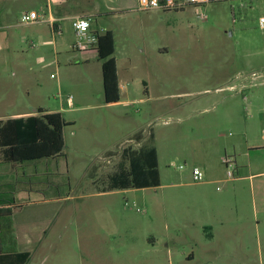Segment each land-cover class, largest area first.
I'll use <instances>...</instances> for the list:
<instances>
[{"label":"rangeland","instance_id":"rangeland-1","mask_svg":"<svg viewBox=\"0 0 264 264\" xmlns=\"http://www.w3.org/2000/svg\"><path fill=\"white\" fill-rule=\"evenodd\" d=\"M82 3L105 10L135 1ZM27 5L0 0V21L16 22V11ZM132 7L117 19L111 13L94 20L95 27L115 32L124 99L135 100L129 105L105 106L99 64L68 69L60 58L58 67L52 46L34 74L15 75L13 58L1 72L0 116L34 105L57 108L58 98L69 96L83 107L66 113L76 120V134L66 130L65 157L52 166L54 187L17 195L16 216L47 214L44 243L30 264H186L179 251H187L189 235L201 230L186 222L180 197L190 191L167 184L180 183L214 149L239 166L235 185H214L216 195L229 189L223 203L230 219L217 236L226 255L214 264H264V0H211L205 20L191 6L143 12ZM140 131L143 143L158 150L162 185L110 191L122 150L141 146L132 138ZM1 169L7 176L15 171Z\"/></svg>","mask_w":264,"mask_h":264},{"label":"crops","instance_id":"crops-1","mask_svg":"<svg viewBox=\"0 0 264 264\" xmlns=\"http://www.w3.org/2000/svg\"><path fill=\"white\" fill-rule=\"evenodd\" d=\"M21 1L28 2V5L24 6L22 9L19 8L16 11L18 16L16 22L13 23L12 19H8L7 17L3 21H0V81L2 79L1 72L6 69L7 63H9L12 58L14 61L13 67L15 70V75L17 73L23 72H25L29 76L34 74L35 65L45 63L46 55L44 53L46 52V48L52 46L54 48L55 55L54 62L58 64V67H60V60H63V58L65 68L68 69L77 67L80 65V63L89 65L92 62H95L99 64V74L101 73L103 82L102 64L98 59L97 51L89 50L82 52L76 51L74 49L76 37L72 26L73 18L76 16H90L92 18V29L94 31H96L97 33H102L110 30L114 33L115 38V32L111 27H100L98 25L97 27H95V18L97 16H100V18H110L109 16H106V14L112 13V18L117 19L119 17L118 13L123 12L124 10H128L131 6H133L130 9L131 12L137 11V0H132L135 1V4H118V7H105V10H101L99 7L92 6L90 4H83L82 2L85 0H7V4H16ZM70 2H75L76 4H69ZM31 11L45 14L47 20L45 22L34 24L22 23L21 16L25 12ZM4 14L9 16L11 13H9L7 9L5 10ZM122 16L123 15H120V17ZM19 27H22V29L20 30ZM70 28H72L73 32H71L73 34L69 43H67V38L65 36L66 32ZM10 30H14V32L10 33ZM8 44L10 45V47L11 45L13 46V50H17L16 53H10L11 49ZM33 44H35V47L33 46ZM116 62L121 89V100L116 103L107 104L105 103V97L103 95L105 106L112 107L119 104L129 105L135 102V100H131L130 98H128L127 100L124 99L126 92H124V86L122 85L117 59ZM50 63L52 62H49L48 65H50ZM52 75L54 74H51V78L54 79L55 77H52ZM60 84H63V81H60ZM242 87L244 88V85H242ZM231 88H235V86H231ZM68 98L69 97H66L65 99L58 98L59 107L57 108L44 107L43 105H34L33 107L28 106L26 109H20L9 113L8 115L0 116V122L6 121L10 118L28 117L30 115H35L37 114V110L39 108L45 109L47 110V112H61L65 120L69 123V125L66 126L64 130L66 140L67 129H72L74 135L76 134V131L74 130V127L76 126V120L71 118L67 119L66 113L83 108L77 104L74 97H72V101H69ZM134 136L135 134L132 138H134ZM144 140L145 138L140 142V147L145 145L143 143ZM210 153L211 156L209 158H205L200 166H195L201 168L205 174V180L203 183H194V181H192L193 174L191 171V173L188 176H185L184 180H182L180 183L167 184L171 188H187L188 190L185 191H190L183 192L180 197L182 201L181 204L183 207H185V210L189 213L188 216L190 217L188 219V216H185V218H187L186 222L196 226L198 230H201V233L198 232L196 236L194 234L193 236L189 235L190 238L188 240L189 244L187 251L185 249L187 248V246L181 247V251H179L180 257L186 264H214L216 262H219L223 258V256L226 255V253H224L225 248L223 247L222 243L217 242V236L219 234L220 228L222 229L230 221L228 217L229 212L225 210L226 203H223V199H226L229 189H226L223 194H221L220 192L218 195H216L214 185L223 183H232V185H235V181L234 177L229 179L227 178L228 176L226 177V172L224 171L226 167L223 163L224 157H222L216 149H214ZM110 154L113 153L108 152L107 155L109 156L106 158H112L110 157ZM55 160L56 159L45 158L37 161H29L19 164H3L0 165V170H2L1 168L4 169L6 167L12 166L15 171L12 176H7L1 172L0 175L8 179H13L16 182H21L23 184H26L22 182L23 178H26L29 181H34V183H30L31 185L29 186L24 185L22 186V188L21 186H19L20 188L18 187V190L15 194L18 200L19 198L17 195H20V191L28 192L30 190L32 191L33 189L41 190L43 188H47L46 190H50L54 187V184L52 182V174L54 173V168L52 166ZM235 165V170L238 171L239 166L236 163V159ZM161 185L162 183L160 177V185L157 187H160ZM108 189L110 191H115L111 190L110 188ZM130 190L133 189H124L123 191L128 192ZM217 190H221V188L217 187ZM47 201L48 200L45 199L43 202L46 203ZM18 202L21 204V201ZM37 212L40 213L37 214ZM46 220V210L34 211L31 212V215H29L28 213L19 214V216H16L13 211V221L19 251L30 252L31 254L30 259L26 264L31 263L34 252L42 247L44 243V235H46L44 234V231H46L45 229L47 226ZM226 248L228 249V251L230 250L229 246ZM241 259L243 260L244 258ZM147 264H164V260L154 259ZM168 264H173L172 259H169Z\"/></svg>","mask_w":264,"mask_h":264},{"label":"trees","instance_id":"trees-1","mask_svg":"<svg viewBox=\"0 0 264 264\" xmlns=\"http://www.w3.org/2000/svg\"><path fill=\"white\" fill-rule=\"evenodd\" d=\"M97 34L96 51L102 64L105 103H116L121 100V89L114 57V33L107 30ZM68 125L61 112H47L42 108L35 115L0 122V165L65 157L64 130ZM133 139L140 143L144 133H136ZM121 156L123 160L118 170L110 176L108 188L124 190L160 185L155 145L140 148L129 145L123 148ZM24 185L31 184L0 175V264H26L31 256L30 252L19 251L13 221L14 209L21 207L15 194L18 187Z\"/></svg>","mask_w":264,"mask_h":264},{"label":"built area","instance_id":"built-area-1","mask_svg":"<svg viewBox=\"0 0 264 264\" xmlns=\"http://www.w3.org/2000/svg\"><path fill=\"white\" fill-rule=\"evenodd\" d=\"M211 0H137L136 10L138 11H155L168 9H183L191 6L196 10V16L199 19L205 20L207 15L204 13V7L210 3ZM47 20L45 14H40L36 11L25 12L21 16V22L24 24H34L45 22ZM260 28L264 31V15L259 20ZM72 26L75 33L74 49L76 51L96 50L98 42V34L92 29V18L90 16H76L73 18ZM35 47V44H33ZM54 77V75H52ZM72 96L68 100L72 101ZM262 138L264 140V128L262 129ZM226 167L227 176L234 177L235 158L233 156H226L223 159ZM182 168V167H181ZM194 183H203L205 174L199 167H194L192 170Z\"/></svg>","mask_w":264,"mask_h":264}]
</instances>
